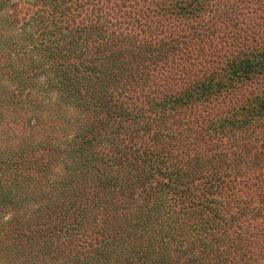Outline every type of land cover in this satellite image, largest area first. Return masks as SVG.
<instances>
[{"label":"trees","instance_id":"trees-1","mask_svg":"<svg viewBox=\"0 0 264 264\" xmlns=\"http://www.w3.org/2000/svg\"><path fill=\"white\" fill-rule=\"evenodd\" d=\"M0 121V264H264V0H0Z\"/></svg>","mask_w":264,"mask_h":264},{"label":"rangeland","instance_id":"rangeland-1","mask_svg":"<svg viewBox=\"0 0 264 264\" xmlns=\"http://www.w3.org/2000/svg\"><path fill=\"white\" fill-rule=\"evenodd\" d=\"M21 1V0H19ZM5 114H4V117H3V120L4 121L5 119H7V117L9 118V113L7 111H5ZM2 121H0V139L4 140L5 138H7V136L10 134V132L7 131H4L6 130V128H4L2 125Z\"/></svg>","mask_w":264,"mask_h":264}]
</instances>
